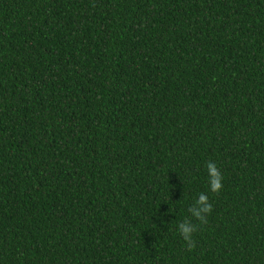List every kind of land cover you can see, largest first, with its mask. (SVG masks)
Returning a JSON list of instances; mask_svg holds the SVG:
<instances>
[{"label":"trees","instance_id":"obj_1","mask_svg":"<svg viewBox=\"0 0 264 264\" xmlns=\"http://www.w3.org/2000/svg\"><path fill=\"white\" fill-rule=\"evenodd\" d=\"M0 264H264V0H0Z\"/></svg>","mask_w":264,"mask_h":264},{"label":"clouds","instance_id":"obj_2","mask_svg":"<svg viewBox=\"0 0 264 264\" xmlns=\"http://www.w3.org/2000/svg\"><path fill=\"white\" fill-rule=\"evenodd\" d=\"M208 168L210 171V175L212 177V181H211L212 191H218L221 185L219 182V174L216 170V167L215 165L210 163L208 165ZM189 211L191 212L193 217H196L199 220L203 221L204 219L203 214L211 211V205L207 203V197L201 195L199 199L195 202L193 207L189 209ZM178 230L184 241L191 246L193 244L192 236L193 233L196 231V226L188 221H185L178 225Z\"/></svg>","mask_w":264,"mask_h":264}]
</instances>
